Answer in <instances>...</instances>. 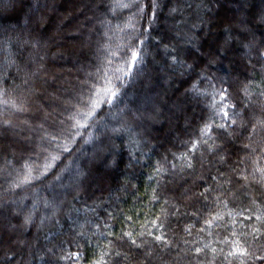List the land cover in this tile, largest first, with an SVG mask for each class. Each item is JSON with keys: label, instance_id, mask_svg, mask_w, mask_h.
<instances>
[{"label": "trees", "instance_id": "1", "mask_svg": "<svg viewBox=\"0 0 264 264\" xmlns=\"http://www.w3.org/2000/svg\"><path fill=\"white\" fill-rule=\"evenodd\" d=\"M78 1L0 0V264H240L264 210V0ZM77 3L60 28L84 19L89 45L62 52ZM222 89L241 116L202 136Z\"/></svg>", "mask_w": 264, "mask_h": 264}, {"label": "snow or ice", "instance_id": "2", "mask_svg": "<svg viewBox=\"0 0 264 264\" xmlns=\"http://www.w3.org/2000/svg\"><path fill=\"white\" fill-rule=\"evenodd\" d=\"M240 7L243 8L244 5L247 3V0H239ZM127 6V5H123ZM261 20L264 21V15L261 16ZM138 55L137 53L133 52L131 56V61L133 65L138 62ZM131 71V69H129ZM247 92V89H245ZM113 96H116L117 93H112ZM262 96H264V92L261 93ZM111 103V101H109ZM252 102L249 101L245 104V108L249 107V104ZM213 110L215 111L217 116L222 117L224 121H228L227 124L220 123V124H206L205 127L201 130L202 136H208L210 132L212 131V128H221L227 131L229 128H232L233 125L237 124V120L240 118L241 113L236 110V105L231 103L229 94L227 93V89L220 90V99L218 101H215L212 105ZM261 110L264 111V104L261 105ZM241 125L244 127H247L246 124H244L243 121H241ZM264 134V118H257L254 122H251V128L249 131V138L251 139L254 136ZM204 143H207V140L204 141ZM197 146L194 144L193 149L195 150ZM247 148L248 145H245ZM53 159H56V157H53ZM188 167H191V163L187 165ZM49 167H51L49 165ZM261 172V180L264 181V169L259 170ZM255 202V201H253ZM258 215L255 217L252 216H245V220H255L259 222V225L253 224L251 226L250 232H244L240 233V237L243 239V244L241 243L240 239H237L233 241L234 247L229 252V256H232L234 258H237L240 260V264H247L248 258H251L253 261V264H264V244H260V241L262 238H264V210L257 209ZM219 217H216L214 219H218ZM27 222V221H26ZM156 241H162L161 236L155 237ZM135 244V241H133ZM253 243L260 244L259 249L253 250L251 245ZM207 247V245H205ZM196 253L199 254L202 249L197 247L195 249ZM80 253L70 254L67 259L70 260H78L80 259ZM97 264H101L100 261L97 262Z\"/></svg>", "mask_w": 264, "mask_h": 264}, {"label": "rangeland", "instance_id": "3", "mask_svg": "<svg viewBox=\"0 0 264 264\" xmlns=\"http://www.w3.org/2000/svg\"><path fill=\"white\" fill-rule=\"evenodd\" d=\"M73 1H78V0H73ZM87 1L88 0H82V2H85V3H87ZM248 1V0H247ZM78 2H80V1H78ZM248 3H251V2H248ZM254 3H255V6L256 7H258L259 8V3H258V0H254ZM52 6H53V4H52ZM76 9L74 8V9H72V10H74V11H70V9L68 10V11H66L65 10V12H63V9H64V6H63V8H62V11L58 14V17L57 18H59V22L58 23H54V32H53V29H52V27H51V29H52V31H51V34H53V38H52V44H54V47L56 48V49H59L60 48V51L62 50V52H64L65 51V48H63L62 46H64L65 44H66V42H67V46H68V50H67V53H72V52H77L79 49H81V48H86L89 44H87L86 45V43H88V41H89V39H90V37H89V35L88 34H86V35H84V36H82V37H80V38H75V36L73 37L72 35L76 32V29H80V28H82L83 27V22H84V19H82L81 20V18H79V19H77V21H73V20H71V22H70V24L72 25V26H74V28H75V30H71L70 32H69V30H65V28H66V24H64V26H63V28H60V22L62 21V19H63V17H64V19L66 20V18H67V21H69L70 19H75L76 18V12H78L79 10H82V7L83 6H81V4H79V3H77L76 4ZM52 9H56V7L55 8H52ZM65 9H66V7H65ZM39 17V16H38ZM41 19H37V21H40ZM76 20V19H75ZM69 23V22H68ZM91 25V24H90ZM88 32H91V31H88ZM78 39H79V41H78ZM74 40H76V41H74ZM61 43H63V45L61 44ZM62 46H61V45ZM70 48L72 49V50H70ZM53 57V56H52ZM66 57H69V54H68V56L67 55H65V57H64V54L63 55H61V52H59L58 53V51L55 53V55H54V58H51V60H53V61H55V62H60V63H62L63 62V60L66 58ZM70 58V57H69ZM56 59L58 60V61H56ZM67 59V58H66ZM63 64V63H62ZM79 65H80V63H77V67H79ZM69 66V65H68ZM59 67H61V69H59V71L61 72V75L63 76L65 73H68V69L70 70V72H71V67H67L66 65H65V68H63V65H59ZM59 71H58V73H59ZM64 77V76H63ZM162 86H164V85H162ZM166 87V86H165ZM167 89H166V91L169 89V86H167L166 87ZM60 93H61V91H59L58 89H55V91H51V93L49 94V97L51 98V99H53L54 100V98H55V100H57V101H59V99H60V101L61 102H63V104L67 101L65 98H63V97H61V95H60ZM168 95V94H167ZM52 96V97H51ZM57 101H54V102H57ZM53 102V103H54ZM51 104V103H47L46 102V104H41V103H39L38 104V108L40 109V112L43 114V119H45V117H46V114L47 113H49V112H51V113H53V112H56V110H55V104ZM167 109V108H166ZM155 119H152V121H151V123L154 121ZM155 122V121H154ZM37 123V122H36ZM18 137H20V136H18V135H16V138L18 139ZM20 140V139H19ZM14 144H16V140H14ZM7 153V152H6ZM99 166L101 165L100 163H97ZM101 168H102V165L100 166ZM102 169H104V168H102ZM96 190H97V188H95ZM4 222H6V224L7 225H9L10 227H12L13 226V224H12V222H10L9 220L7 221V218L4 220ZM9 227V228H10ZM5 228V227H4ZM19 231H20V229H18ZM13 231H15L14 229H10V230H8V232L10 233V232H13ZM17 234V233H16ZM15 233H13V234H11V236H13V235H16ZM12 239H14V238H12ZM11 242V241H10ZM13 242V241H12ZM16 243V242H15Z\"/></svg>", "mask_w": 264, "mask_h": 264}]
</instances>
